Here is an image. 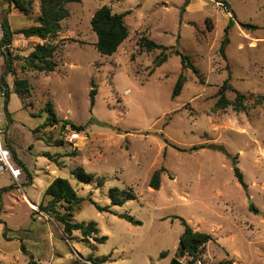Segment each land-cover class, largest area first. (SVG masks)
<instances>
[{"label": "rangeland", "instance_id": "rangeland-1", "mask_svg": "<svg viewBox=\"0 0 264 264\" xmlns=\"http://www.w3.org/2000/svg\"><path fill=\"white\" fill-rule=\"evenodd\" d=\"M193 1L204 7L186 11L190 0L66 4L68 17L52 42L58 47L57 67L48 74L22 70V62L14 61L13 74L5 75V50L0 49V78L5 76L10 93L6 108L5 98L0 99L1 143L15 155L14 164L27 170L18 185L7 172L0 173V220L16 231L7 228L3 236L0 224V264H90L88 256L107 257L103 264H168L183 232L181 219L213 239L196 264H264V100L240 113L214 108L227 77L233 91L225 93L227 100L234 92L244 95L247 105L264 99V0ZM39 6L33 0L29 14L18 18L12 13L20 12L0 0V24L6 20L12 31L32 27ZM102 6L113 14L129 13L124 17L128 37L110 57L95 50L89 25ZM229 18L222 59L218 49ZM141 38L166 47V62L154 67L161 51L146 53ZM37 41L15 35L7 51L24 58ZM175 50L188 57L197 74L182 69ZM181 74L185 83L172 99ZM15 80L30 85L23 101L13 92ZM48 108L57 122L43 126L50 119ZM64 121L82 127L75 145L63 140V131H72L69 125L61 129ZM76 167L94 179L76 180L70 175ZM161 168L159 189L152 190L151 175ZM54 177L67 180L82 199L73 209V222L94 223L95 237H106L103 243L83 240L77 232L63 235L30 200L25 203L31 212L18 205L22 192L35 199ZM110 189L131 191L135 200L110 207ZM95 204L110 207V213L98 212ZM31 219L45 222L38 231L49 233L47 242Z\"/></svg>", "mask_w": 264, "mask_h": 264}, {"label": "trees", "instance_id": "trees-1", "mask_svg": "<svg viewBox=\"0 0 264 264\" xmlns=\"http://www.w3.org/2000/svg\"><path fill=\"white\" fill-rule=\"evenodd\" d=\"M38 1L40 4L39 14L33 20L35 24L34 26L18 31H12L6 20H3L0 24V49L5 50V57L3 58L5 65V75L13 74L12 64L14 61L22 62V70L44 74L54 72L57 67V62L54 60V58L58 47L52 42L60 33V23L68 17V11L64 6L69 3H78L80 0ZM6 2L9 6H12L13 9L19 11L23 16H27L32 10L33 0H6ZM187 4L188 2H186L185 6H187ZM127 14L129 13L113 14L111 9L107 6H102L93 13L89 25L91 31L96 37L94 47L99 55L105 57L112 56L127 39L128 29L124 23V17ZM231 18L228 20L224 29V37L218 49L219 55L222 59H225V46L228 42L226 35L229 28L232 26ZM241 26L243 28H249L253 30L257 29V27L252 25L241 24ZM15 35H21L25 39L36 38L43 43L35 45L33 50L24 58L12 56L10 53H8L7 49L11 46L13 36ZM139 45L140 48L144 49L146 53H151L154 50L161 51L154 59V67L161 66L166 62L167 55L165 52L168 50L166 47L156 45L154 42L144 38L140 39ZM173 53L179 56L182 69L190 70L193 74H197V70L192 65L187 56L180 54L176 50ZM3 78H5L4 75L0 78V90L4 91V107L6 108L10 93L7 91V85L5 84ZM184 83L185 78L181 74L176 80L171 93L172 99L179 96ZM13 85V92L17 94L21 101L25 99L26 95L30 94V85L26 80H15ZM3 86L6 88V90L3 89ZM226 92H233L229 85V77L223 81L222 86L218 91L217 101L214 105L215 109L224 110L227 107H231L234 113H240L244 112L248 106L249 108L253 109L263 104L264 99L262 97H256V99H254L250 105H247L248 99L244 95L238 94L236 92H234V99L229 101L225 97ZM95 95L96 90L93 86V83L91 82V90L89 92L91 105L94 102ZM47 110L49 112L50 119L48 118L47 122H45L43 126L56 124L57 121L54 119L53 112L49 108L46 109V111ZM65 125H69L72 128V131L80 132L82 130V127H76L67 123V121L61 123V129H64ZM61 144V141H55V145ZM11 156L15 162L17 160L15 155L12 153ZM42 156L56 164V161L50 155L44 154ZM16 164L21 169V172H27L21 163L16 162ZM163 171L164 169L161 168L151 175L149 187L152 190L159 189L160 173ZM233 173L238 184L243 189H245L246 186L243 182V177L240 171L234 167ZM70 175L76 180L82 181L84 183H89L94 179L93 175L85 173L81 167L72 169L70 171ZM10 188L11 187H9V189ZM42 199H47V202L45 204H43V202L38 204L37 213H43L52 218L60 226L63 235L71 236L72 233L77 232L83 240L93 238V242L97 244L103 243L106 240V237H95L98 234V230L94 223L77 224L73 222V209L82 202V199L77 196L76 192L67 180L61 178L53 179V181L44 190ZM109 200L110 207H120L127 201L135 200V195L131 191L110 189ZM110 207H100L95 204V208L98 212L110 213ZM251 210L255 212L252 208ZM119 217L133 224H139L138 222L133 221V219L127 215L122 214L119 215ZM180 222L183 226V232L179 237L176 254L168 264H196L203 255L206 245L213 239L208 234L194 230L184 220L181 219ZM0 224L4 227L3 236H5V231L7 230L6 226L1 220ZM89 245L92 246L91 243H89ZM21 250L23 251L22 247ZM164 256V253L160 255V257ZM87 261L90 264H103L107 261V257L97 259L93 256H88ZM218 264H228V262H219Z\"/></svg>", "mask_w": 264, "mask_h": 264}, {"label": "crops", "instance_id": "crops-1", "mask_svg": "<svg viewBox=\"0 0 264 264\" xmlns=\"http://www.w3.org/2000/svg\"><path fill=\"white\" fill-rule=\"evenodd\" d=\"M204 7V3H202L201 1H198V2H194L193 0H190V3H189V5L187 6V8H186V11H191V10H196V9H202ZM12 14H14V16H19L18 18H21L20 16H23L22 14H20V13H12ZM19 14V15H18ZM17 18V17H16ZM230 19V18H229ZM228 19V20H229ZM30 39H36V38H30ZM38 40V39H37ZM43 42L42 41H40V40H38L37 41V43L36 44H42ZM32 51V50H31ZM30 51V52H31ZM29 54V53H28ZM49 167V166H48ZM54 171L53 170H50V173H53ZM10 177V176H9ZM56 177V176H55ZM55 177L54 178H52L47 184H46V186L43 188V190L41 191V193H40V195H38V196H36L35 197V199H33L34 197L30 194V193H27V192H22V199H20L19 200V202H18V205H22V206H24L29 212H31L30 210H29V208H28V206H27V204L25 203V201L26 202H28V200H30L32 203H34L35 205H38L40 202H41V200H42V193L44 192V190L47 188V186L53 181V179H55ZM4 212H5V210H4ZM32 221H33V223H34V225H35V227H36V229H37V232H36V234L37 235H43L44 236V238L46 239V242H47V240L50 238L49 237V233H47V232H39L38 231V229H40V228H42V227H44L45 226V222L44 221H35L34 219H31ZM1 221L2 222H4L3 221V219H1ZM5 223V222H4ZM5 226H6V229L7 228H9L6 224H5ZM30 226H32V225H30ZM11 231H14V232H16L14 229H12V228H9ZM20 232V231H19ZM42 236V237H43ZM48 236V237H47ZM44 238H43V240H44ZM49 243H51V240L49 241ZM39 246V242L38 241H36V243H35V247H38ZM21 247H22V245H21ZM25 253H28V255L30 256V258H32V257H34L33 255H32V253H29V252H25ZM45 255H47L46 254V252H45ZM36 257H39V258H42L41 256H36ZM36 257H34V258H36Z\"/></svg>", "mask_w": 264, "mask_h": 264}, {"label": "built area", "instance_id": "built-area-1", "mask_svg": "<svg viewBox=\"0 0 264 264\" xmlns=\"http://www.w3.org/2000/svg\"><path fill=\"white\" fill-rule=\"evenodd\" d=\"M4 98V91L0 90V99ZM80 136L78 132L71 131L66 132L63 131V140L70 145H75L76 141ZM7 172L10 178L15 182L17 185L20 182V178L22 176L21 169L14 164L12 157L9 151L6 148H3L1 143V131H0V173Z\"/></svg>", "mask_w": 264, "mask_h": 264}]
</instances>
